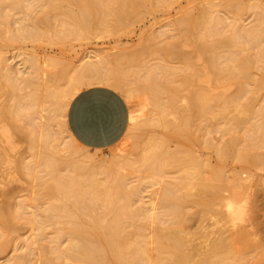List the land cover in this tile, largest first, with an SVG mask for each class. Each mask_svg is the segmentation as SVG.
Returning <instances> with one entry per match:
<instances>
[{"label": "bare ground", "instance_id": "1", "mask_svg": "<svg viewBox=\"0 0 264 264\" xmlns=\"http://www.w3.org/2000/svg\"><path fill=\"white\" fill-rule=\"evenodd\" d=\"M154 1L162 5H170L173 0H12L11 2L0 3V40L5 38L4 33H9L10 37H7V39L12 42L19 41L25 44L37 40L39 43L41 41H43L41 43H44L46 38L44 39L41 30L45 29L47 32H52V29L56 28L50 24L52 19L50 25L46 23L47 26H45V19L50 14H55L57 17L59 15H61L60 17L66 16L72 20L73 27L67 29L65 25L68 26V22L65 21L67 24L64 25V28L66 27L67 30L62 31L61 29L60 32L57 29L54 30V32L60 33L56 37L59 38H57L58 41L61 40L62 45H70L72 40H79L83 36L85 37L86 34H91L89 30L94 31L92 29H96L97 23L106 25L108 28L110 25L109 31L112 30V32H109V34H114L113 31L120 32V29L125 28L126 24L141 19L146 14L145 10H148L147 13L152 10ZM218 3H208L206 1L207 7L204 6L196 17L186 13L173 26L178 30V33H182L179 34L181 36L177 34L168 45L163 46L161 49L156 46L159 50L154 49L157 50L158 55L159 53L161 55L165 53L169 58L176 56L177 59L185 62L186 69L183 72L185 75L180 72L183 71V68L178 70L167 67L164 63L163 66L157 64L153 69L148 68V72L145 73L144 68L143 74L139 72L142 70L140 68L137 72L144 75V77L142 76L145 78L142 80L144 84L142 87L140 85V87L136 86L137 89L135 90L130 86L135 81L132 82L129 79V82L127 79V76L130 78L131 74L132 77L133 75L136 77L138 82L141 78L140 74L136 76L137 72L133 70L131 61L133 56L126 59L124 55L120 59L121 61L117 62L119 67L121 63L124 64L125 62H122V60L126 59L127 62L125 63L127 65L124 66L129 65L126 72L123 68L122 74L121 67H115V69H119L118 72H112V69H108V64L110 65L112 61H99L98 56H101L102 53L95 57L99 58L98 62H93L92 60H95V58L90 56L80 59L79 64L69 73L66 72L67 70L63 71L62 66L54 69L60 68V70L62 69L61 72H55L53 70L54 59L52 61L50 57L43 58L22 52L18 55V57H21L20 64L15 68L8 58L0 56V72L7 82L5 88H3L5 90L2 89V91H8L10 96L9 100L8 98L5 99V102L6 100L9 101L8 105L5 107L3 105L4 108L1 107L0 119H3L6 123L3 122L5 125L0 123L3 125H0V136L6 142L7 145L5 146L11 148L9 152L11 153L14 142L12 138L15 137H12V135L16 132V134L19 133V135L25 137V125L29 123L31 125L32 123L31 127H33L34 132L32 135L29 134V137L33 139L34 143L36 141L42 149L38 153L39 155L37 154V161H35L37 165L32 164L31 166L29 162H25L22 158L10 161L8 154L4 151L5 157H8L5 159L6 162L11 163L12 166L14 165L17 175L23 174L28 178L31 176L34 178L32 181H35L39 189L37 191L38 198L35 200L40 201L43 198H48L47 205L44 203L46 207L43 204L44 208H41L42 210L37 206L29 205L30 203L28 204L27 201L28 206L26 208L30 209L29 212L33 216L29 224L70 225L73 234L65 247H57L53 252V255H56L55 257L47 258L48 262L52 263L55 258L63 260L61 264H64V262H68L67 264H209L211 262L230 264L238 260L236 256L230 254L231 248L228 243L231 237L229 231H233L235 226L229 229L227 225L228 222L230 225V222L232 224L236 221L232 203L238 198V200L241 197L243 199L248 188L247 184L245 185L244 178L237 174L232 175V177L227 176L221 166H210L203 159L194 157L184 150H176L173 153L171 151L169 154L166 152L168 148L163 149L162 143L164 142L159 141L161 139L157 141L150 140V138V141H147L149 145L146 149H144L145 143L141 147L137 145V149H144V154L141 156L139 150L140 155L138 156H141V158L131 160L130 157H124L123 154L122 156L116 155L118 158L115 155V157L110 158V154L108 156L104 154V157L99 150H91V154L87 152V154L77 158L75 155L78 152L71 149V142L75 144V139L72 135H69L70 142L66 143L68 137L64 136L67 131L65 129L67 121H65L64 112L70 105L68 101L75 97L74 93L78 92L77 95H79L81 90L100 86L112 89L121 96L124 95L122 97L128 100L133 97L136 91H141L144 95L142 100L146 104L145 106H150V109L152 108L151 113H155V115L152 114L155 117H148L150 123L147 122V124L149 123L150 126L154 124L153 126L157 125L170 130V137L175 138L173 140H179L183 137L191 139L193 124L199 121H208L212 116L214 119L215 110L213 108L218 107L220 111H217L219 113H216V117L224 123L223 132L225 135L223 136L232 132L247 130L244 137L240 135L234 138L233 136L229 140H225L226 142L221 148L218 147L222 160L235 158L243 164L252 167L260 165L262 167L261 163H264L262 159L264 157L251 152L254 147L258 145L260 147L264 144V110H256L255 106L253 107V94L252 96L249 94L251 92L248 87L249 82L256 78L254 76V69L256 68L261 69L263 72L260 79L264 85V5H258L259 9L263 8V10L256 16L255 22L251 26L245 27L240 22V24L238 23L237 18L234 22L228 19L224 20L220 16V8L225 5L223 6L220 0ZM235 5L233 6L231 3L228 6L230 8L231 6L236 7L239 16L244 6ZM31 7H35L36 10L39 9L38 11L41 10L40 13L44 14L39 16L40 18H36L34 24L38 25L37 28L33 26L30 16L25 14V9ZM13 9H23V13L16 18L15 15H11ZM34 9L32 10L34 11ZM3 10H6L5 15L9 19H4L2 16ZM33 13H31L32 16ZM225 21H228L227 24H225ZM12 23L16 26L15 33L12 29ZM69 23L71 24V22ZM165 33L164 30L159 32L161 35ZM55 41L54 43L57 44L58 42ZM154 42V38L150 39L149 46H155ZM186 42L191 43L199 59L203 62L200 67L184 52L183 47L187 44ZM149 50L152 51L153 49ZM253 50H256V52L254 51V53ZM117 57L120 58V56ZM86 59L88 61H84ZM49 64L53 68L49 67ZM55 65H58L57 62H55ZM159 69H164L162 71L167 78H169L168 76H179L177 74L181 73L184 76H182L184 82L181 83L183 86L179 87L178 85L176 87L166 81L161 82L162 77L157 76L159 72L156 73V71H160ZM48 70H52L58 75L52 73V71L50 74ZM62 80L65 81L64 85H59L58 82ZM260 83L257 84L260 85ZM235 86L238 88V92L227 95L226 91ZM39 89L46 91L45 100L42 103L39 101ZM164 93L166 94L163 95L165 97L162 96ZM246 96H248L246 103H243L241 99ZM253 98L255 99V97ZM182 103L184 105L186 103V107L183 108L184 105L180 106ZM144 111L142 113H145ZM258 116H260L262 122L257 120L255 123L254 120ZM130 118L133 123H137L138 119L133 118V115ZM170 118L173 120L170 121ZM132 120H129L131 124H133ZM142 120L147 121L146 118ZM54 123L57 127L53 126ZM135 123L134 125H136ZM37 126L38 128H36ZM19 135L17 134V136ZM244 142H246V148L236 151L237 146ZM37 144L35 143V145ZM74 146L77 147L76 144ZM69 149H71V152H69ZM168 150L170 151V149ZM77 151L80 150L77 148ZM64 152L66 157L69 156L68 158H65V156L62 158L63 160L57 158L60 153L64 154ZM12 154L14 155L13 152ZM0 156L1 163L4 159H2V155ZM3 165L5 166V164ZM33 166H36L35 169H33ZM174 168L176 173H179V178L176 177L178 181L175 179L177 182L168 181L159 198L155 197V194L146 197L142 195L143 185L149 187L160 185L167 176V169ZM205 168L208 169L205 170ZM123 171H126V174H123ZM139 171L146 174L147 177H143L141 183L134 182L135 184L132 185L131 181L133 179L130 181V176L132 173ZM127 172L130 175H127ZM156 177L161 180L155 179ZM0 186L2 189L6 188V185L1 184ZM2 189L1 194L3 196L7 195L8 193ZM192 190L197 192L193 204L197 207L195 214H198L200 219L198 224L199 236L202 238L200 246L204 248L207 246L203 252L202 249L200 250V259L195 263L192 260L193 255L183 251V247L184 245L187 246L188 241H184L186 242L184 244L180 230L161 228L160 235L154 238L147 229L150 222L153 224L157 222L156 217L158 215L156 211L159 209V204L164 212L162 218L176 221L179 225L182 224L187 215L183 209L187 208L186 203L191 197ZM225 192H230L231 195L225 197L223 196ZM243 201L247 204L246 199H243ZM21 209L25 212V204L21 206ZM222 209L224 212H222ZM186 211H189V209L187 208ZM15 216L18 215L9 206H0V239L5 236L7 231L15 229L17 225ZM209 217H214L216 220L213 224L206 226L204 223ZM130 226H134V229L129 230L128 227ZM84 227L90 230L88 231ZM68 231L70 230L68 229L66 232ZM36 244H38V241L33 239L32 245ZM25 245L27 244L24 242V249ZM32 245H27L28 254L25 255V252L18 253L8 259L6 264H33L31 254L33 251L30 248ZM151 245L155 246V255L151 253ZM2 246L3 244L0 243V249ZM193 250L185 251L193 252ZM197 250L199 252V249Z\"/></svg>", "mask_w": 264, "mask_h": 264}, {"label": "rangeland", "instance_id": "2", "mask_svg": "<svg viewBox=\"0 0 264 264\" xmlns=\"http://www.w3.org/2000/svg\"><path fill=\"white\" fill-rule=\"evenodd\" d=\"M11 1L12 0H0V3H7V2H11ZM206 1L208 3L214 2L215 4H219L218 3L219 0H173L170 5H162V4H159L157 1H154L153 2V9L149 10V12L151 11V13H149V12L147 13L148 10H145L146 14L141 19L134 21V22H130V23H128V25L126 24L124 26L125 28L122 27L123 29L121 28L120 29L121 31L119 30L120 32L113 31L114 34L113 33L109 34V32L110 33L112 32V30L109 31L110 25L108 28V26H106V25H102L101 23H97L96 29L95 28L92 29L94 31L89 30V32H91V34L88 33V34H86L85 37L83 36L79 40H75V41L72 40V42H70L71 43L70 45L69 44L68 45H66V44L62 45L60 42L61 40L58 41L59 38L56 37V35L58 36L60 34L59 32L61 31V29H62V31H64L66 29V27H67V29L73 27L72 26V20L66 16L60 17L61 15H59L57 17L55 14H50V15H48L50 18L47 17V19H45L46 20L44 22L45 26H47L46 23L49 24L51 22V19H52V22L50 24L52 27H56V28L52 29V32H47V31H45V29L44 30L40 29L42 31L41 33L44 36V39L46 38L44 43H41L43 41H41L39 43V41H37V40L31 41V42H26L25 44H22L19 41H13L12 42L9 39H7V37H10V34L4 33L5 38L0 40V53H1L0 56L8 58L9 62L15 68H17L20 64L21 57H18V55L22 52H26L27 54L38 55V56H41L43 58L44 57H50L52 61L54 59V61L57 62V64L60 66L55 65V62L53 61L54 68L51 67L52 63L49 64V67L53 68V70H54L55 67H61L62 66L61 68L63 69V71L67 70L66 72L69 73L73 70V68L75 66H77L79 64L80 59L85 58V56H90L91 58H95L96 56H98L99 54L102 53L101 56L100 55L98 56L100 58V60L97 57L98 59L95 58V60H92V61L93 62H98V60L99 61L106 60L108 62L112 61L110 63V65L113 64L112 66H110L108 64V69L109 70L112 69V72H118L119 69L117 70V68H119V67H121V69H122V70L120 69L121 74L124 71V69H125L124 72H126L129 69V67H128L129 65L124 66V65H127L125 63V62H127L126 59L127 58L129 59V57L133 56V57H131V61H132V66L134 68L133 70H136L135 72H137L141 68L142 72L141 71H139V72L141 74H143L144 68L146 70V71H144V73H145V72H148L147 71L148 68L153 69V68H155V66H157V64H160V66L161 65L163 66L165 64V66H167V67L169 66L171 68H176L178 70L183 68V71H180L181 73H183L184 69H186L185 68L186 67L185 62H183L182 60L180 61V59H177L176 56L169 58V57H167V55H165V53H164V55L166 57L164 55H161L160 53H159V55H160L159 56L157 54L158 52L156 53V51L161 49L163 46L168 45V43L172 42L174 40V37L177 36V34L178 35L182 34L180 32L178 33V30H176V28L173 27L174 24H177V22L180 19H182V17L186 13L190 14L193 17H196L197 14L204 8V6H205V8L207 7L208 4H206ZM224 1L225 0H220L221 4L223 3V6L225 5L224 7L220 8V16L224 20L228 19L229 21H233V22L237 18L238 23L240 22L245 27L251 26V24L253 22H255L256 16H258L259 13H261V10H263V8L259 9L258 5H264V0H228L227 2H224ZM201 3H202V5H201ZM231 3L233 4V6H236L235 4L241 5L242 7L244 6L243 10L239 16L237 15V13L239 14V12H238V10L235 9L236 7L233 8L231 6L232 9L229 7L231 5ZM253 7H255V8H253ZM256 7H257V9H256ZM31 8L34 9L35 7H31ZM31 8L25 9L26 10L25 14L26 15L28 14L30 16L31 21L34 24L36 18L38 19V18H40L39 16H43L44 14L40 13L42 11L41 10L38 11L39 9L36 10V8H35L33 11ZM250 8H252V9H250ZM5 12H6V10L2 11V16L4 17V19H6V18L9 19V17H7V15H5ZM30 12L31 13L35 12V13H33V16H32V14ZM22 13H23V9H13L11 12V15L13 14L16 16V18H18L21 16ZM48 19H49V21H48ZM68 20H70V21H68ZM65 21L68 22L69 27L67 25H65V24H67V23H65ZM69 22H71V24ZM225 22H226L225 24H227L228 21H225ZM61 23H63V24L61 25ZM13 24L14 23H12V25ZM64 25L66 26L65 28H64ZM97 25H99L100 28ZM33 26L36 28L38 27L37 24H34ZM226 27L228 28V26H226ZM12 29H13V32L15 33L16 31H14V30L16 29V26L13 25ZM56 29H57V31H59V30L60 31L58 33L54 32V30L56 31ZM101 29L104 31H102ZM105 30H107L106 33H105ZM163 30L166 33L163 35L159 34V32L163 31ZM43 31H44V33H43ZM179 36H181V35H179ZM152 38L155 39V42H154L156 44L155 46H149V44H148L149 40ZM51 39H52V41H51ZM54 41L58 42V43L60 42V44L57 43L58 44L57 45L56 43H54ZM52 43H54V44L52 45ZM186 43L187 44H185V47H183L184 52L188 56H190L191 60L197 66L200 67L201 65H203V62L199 59V57H198L197 53L195 52V50L193 49L191 43L190 42H186ZM145 47H146V49H145ZM148 48L153 49V50L151 51ZM156 48H157V50H154ZM141 49H143L144 51ZM256 50H253V52L254 51L256 52ZM98 51H100V52L97 53ZM135 51H136V53H135ZM149 53H150V55H149ZM134 54H136V55H134ZM142 55H145L146 57H148V59L145 60L146 57L142 56ZM117 56H120V58ZM123 56H124V58L126 57V59L122 60V62H124V61L125 62H124V64L121 63V65H119V67H118L117 62H120L121 61L120 59ZM115 57H117V58H115ZM118 59H119V61H118ZM84 61H88V59H86ZM114 61H116V62H114ZM134 61H136V62H134ZM132 66H131V68H132ZM111 67H114V68H111ZM115 67H117V68L115 69ZM127 67H128V69H127ZM48 69H50V68H48ZM61 70H60V68H57V70H54V71L55 72L56 71L61 72ZM159 70L160 71H156V73L159 72L157 74V76L162 77V79L160 80L161 82L166 81V82L170 83L172 86H176V87H178V85H179V87L183 86V84H181V83L184 82L183 81V77H184L183 75H185V73H183V75L181 73L177 74L179 76L175 75L176 77L175 76H172V77L168 76L169 78H167V77H165L166 75L164 76V73L162 71L164 69H159ZM260 70L261 69H258V68L254 69V76H256V78L249 82V87H248V89L251 92L249 94L251 96L253 94V97H255V99L252 97V99H253L252 105H253V107L255 106L254 108L256 110H264V85L262 83L263 81H261V79H260L261 75H263V72H262V70L261 71ZM51 71L52 70H48V72H50V74H51ZM139 72H137L138 75L136 74V76H139V74H140ZM52 73H54V72L52 71ZM54 74H57V73H54ZM117 74H119V73H117ZM141 74H140L141 78L139 79V82L136 81V77L134 75L132 77V74H131L130 78H129V76H127L128 80L131 79L132 82L135 81L134 82L135 85L132 82L131 83L133 85H130L132 88H134V90L137 89L136 86L140 85L142 87V85L144 84L142 82V80L145 78H143L144 75H141ZM4 78L0 72V80H1L0 81V85H1L0 86V88H1L0 89V111H1V107H3V105H4V107L8 105V103H9L8 100L10 97L8 95V91L7 92L2 91V89L5 88V85L7 84V82L5 81ZM164 78H166V79H164ZM259 80L261 83L258 82ZM64 82L65 81L62 80V81L58 82V84L64 85ZM129 82H130V80H129ZM136 82L138 85L136 84ZM257 83H260V85ZM33 89H35V88H33ZM125 89H126V87H125ZM3 90H5V89H3ZM84 90H87V88ZM81 91H79V94L81 93ZM4 92H5V94H4ZM226 92H227L226 93L227 95L228 94L232 95V94H235L238 92V88L235 86L234 88L233 87L229 88V90H227ZM77 93H74L75 97H76ZM45 94H46V91L41 90V89L38 90L39 101L41 103H42V101L45 100V98H44ZM163 95H166V94L164 93V94H162V96ZM122 96L124 97V95H122ZM248 96L243 97L241 99V101H243V103L244 102L246 103ZM3 97H5V98H3ZM163 97H165V96H163ZM7 98H8V100H6V102H5V99H7ZM74 98L72 100H69L68 103L71 104V102L74 100ZM143 98H144V95L142 94V92L136 91L135 94L133 95V97L129 98L128 100L124 99L126 101L128 107H129V112H130L129 117H132V115H133V118H136V120L138 119L137 120L138 124L134 122L136 124V125H134L133 120L130 118L129 120L130 121L132 120L133 124H131V122L129 121L128 130H127L125 136L122 138V140L117 145L110 147V148H106L104 150L103 149H96V148H87V147L79 144L76 141V139L73 137L75 139V144L77 145V147L75 148V146H74L75 144H73L71 142L72 145L71 144L70 145L72 146V148L71 147L70 148L73 149L72 151L76 150V152H78L77 155H75V157L80 158L82 155L87 154V152H88V154H91L92 153L91 150H99L100 154L103 156H104V154L106 156H108L110 154L109 155L110 158H113L114 155L115 156L116 155L122 156V154H123L124 157H127V156H128L127 158L130 157L131 160H136V158L138 160L144 154V149H146V147L149 145L148 142L150 140H157L158 141V139H161L159 141H162L164 143H166V142L168 143V144L166 143L164 145V143L161 142L164 150L167 148L170 149V151L167 149L166 152H168V153L171 151H172L171 153H173V151L175 152L176 150H184V151H187L190 154H192L194 157H199V158L203 159L210 166H213V167L221 166L227 176L232 177V175H234V176L236 174L239 175L240 177L245 179V181H244L245 185L247 184V186H248L246 193L244 195V198H243V199L247 200V204L244 203L245 200L243 201L242 197L240 200H238L239 198L237 199L235 197L238 201L235 200L232 203L233 207H234L236 221L233 222L234 225H233V223L231 224V222L229 225V222H228L227 228L231 229V227L235 226V229L233 231L232 230L229 231V234L231 235V237L228 240L229 241L228 243L230 244L229 247L231 248L230 254L236 256L238 260L235 262H232L230 264H264V163L263 162L261 163L262 167H260V165L252 167L250 165L243 164L242 162H240L239 160H237L235 158H229L226 160H222V157L220 156V153L218 152V149L221 148L223 146V144L227 140H229V138H231L233 136H234V138L239 137L240 135L242 137H244L246 135L247 130L244 129L240 132H232L230 134H227L226 136H223V135H225L223 132L224 123L221 122L222 120H219V118L216 117V113H219L217 111H220V109L218 110V107L215 106L213 109L215 110L214 115L216 118L214 117V119H213V116L211 115L212 117L209 118L208 121H202V122L199 121V122L194 123L192 128H191V134H192L191 139H187L186 137H183V138H180L179 140L178 139L173 140L175 138L170 137V135H169L171 132L170 130H168L164 127H161V126H157V125L153 126L154 124L152 126L149 125L150 122L148 121L149 120L148 117L151 118L150 116L155 115V113L153 111L152 112L154 114L151 113L152 108L150 109V106H147V107L145 106L146 104L143 102V100H142ZM254 100H255V102H254ZM181 102H183V100H181ZM183 103L180 106H183L184 105ZM184 107H186V103L183 106V108ZM68 109H69V107H67L66 111L64 112L65 121H67ZM142 111H144L146 114L142 113ZM146 111H148V112H146ZM143 114H145V115H143ZM134 116H137V117H134ZM145 116H147V117H145ZM153 117H155V116H153ZM144 118H146L147 121L142 120ZM257 118H256V120H254L255 123L257 122V120H258V122H262V119L260 118V116H258ZM170 119H171L170 121L173 120L172 118H170ZM134 121H135V119H134ZM143 121H144V123H142ZM263 121H264V119H263ZM3 122H5V121L3 119H0V123L2 124ZM25 122L27 123L26 120H25ZM147 122H149V123L147 124ZM5 123H3V125H5ZM3 125H1V126H3ZM28 125H30V123L25 125V130H26L25 137H22V135H19V133H17L19 135V136H17L16 132L12 135V137L15 136L14 138H12V139H14V142L12 140V142H13V151L12 152L14 153V155L12 154L13 156L11 155L12 152L9 153L11 148L9 149V147L7 148L5 146L7 144L3 140V137L0 136V138H1L0 142L2 140V142L0 143V155H2V159H4L1 161V163L2 162L3 163L2 164L0 163V176H1L0 177V185L1 184L6 185L5 186L6 188L4 186H2L5 189H2L0 186V206H9L13 210V212H15V214L18 215V216H15V221L17 222L15 229L7 231L5 233V236H3L0 239L1 245L3 244L2 248L0 249V264H6V261L8 259L12 258L13 256H15L18 253L25 252V255L28 254L27 245L28 244L32 245L33 239L34 240L36 239L38 241V244L32 245V247H30V248H32V251H33V253H31L33 256L32 257L33 258V261H32L33 264H61V263H63V260H59V259L57 260L55 258L54 261L52 263H50V262H48L47 258L55 257L56 255H53L54 254L53 252H55L57 247H61V248L65 247L67 244V241L70 240V237L72 238L73 234L71 232L72 230L70 228V225H68V226H66V225L55 226L54 225L53 226L50 223H46V224L36 223L35 225H31V223L29 224V221L32 219L33 216L29 212L30 209L26 208L28 206L27 201H28V204L30 203L29 205H33V207L37 206V208L39 207L41 209V208H44V205L46 204V202H48V198L42 197L43 200H40V201L37 200L36 201L35 199L38 198V192L37 191L39 189H38V186H36L35 181H32V179H34V178H32V176L28 178L23 174L17 175L16 171L14 170L15 169L14 165L12 166L11 163H7L5 160L8 157H9L10 161L15 160L17 158H22L23 160H25V162H29L30 166L32 164L37 165L36 164L37 162H35V161H37V154L39 152H41L42 149L39 147V145L35 141L36 139L34 141L37 145H35V143L32 141L33 139H30L29 134L32 135V133L34 132L33 127H31V125H33V124L31 123L30 126H28ZM54 125L56 126L55 123L53 124V126ZM36 128H38V126ZM65 129L67 131L64 134V136L68 137V138H66V141H68L66 143H69L70 142L69 141V135H72V134L69 131L67 124H66ZM153 138H155V139H153ZM144 143H145V145H144ZM245 144H246V142L237 146L236 151H241L244 148H246ZM137 145L140 147L144 145V149L141 148V149H143L142 151H141V149H137ZM77 148L80 151H77ZM71 149H69L70 151L69 150L68 151L71 152ZM171 149H173V150H171ZM4 151H6V153L8 154L7 158L5 157ZM138 151L141 154V156H138V155H140L138 153ZM99 152H96V153H99ZM67 153H66V155H67ZM93 153H94V151H93ZM125 153H126V155H125ZM251 153L252 154H259L260 157H264V144L260 147H259V145L254 147L252 149ZM78 154H80V155H78ZM118 154H120V155H118ZM34 155L36 156V158ZM135 155L138 157H136ZM64 156H65V152H64V154L60 153L59 156H57V158H60V160H63L62 158H64ZM68 157L69 156H67V157L65 156V158H68ZM0 158H1V156H0ZM107 159H109V158H107ZM262 159L264 160V158H262ZM34 162H35V164H34ZM3 164H5V166ZM92 164L94 165V163H92ZM12 167H14V168H12ZM35 167L33 169H35ZM207 169L208 168H205V170H207ZM167 170H168L167 176L165 179H163V181L160 185H156L154 187H149L148 185L142 186V191H143L142 195L144 197L150 196L151 194H155L156 195L155 197L159 198L160 194L162 193L163 189L165 188V185H167V182L168 181L174 182L175 180H177V178H179L178 177L179 173L178 172L176 173L175 168L174 169H167ZM125 172L123 174H126ZM128 174L130 175L129 172H127V175ZM39 175H40V173H39ZM2 176H3V179H2ZM131 176H130V181H131V179H133V181H131V182H132V185H134L135 184L134 182H136L137 184L141 183L142 178L145 177L146 174L139 171V172H134V174L132 173ZM155 179L161 180L160 178H157V177ZM177 181H175V182H177ZM1 189L3 191L5 190L6 193H8V194L3 196L1 194ZM196 193H197L196 190L191 191V197L187 200V203H186V206L189 209V211H186L187 208L183 209L184 212L187 213V215L185 216L184 222L182 224L179 225L178 222L176 223V221H170L168 218H162V217H164V215H163L164 212H163L162 206L159 204V201H158L159 209L156 211V214L158 215L156 217L157 222L155 224L150 222L147 226L148 231L151 233V236L154 238H157V236L160 235V229L161 228H173V229L180 230L181 231L180 234L182 235L183 242L188 241L187 246L185 247V245H184L183 251L187 252L189 255L190 254L193 255L192 256L193 259H192V257H191V259L194 261V263L198 262V260L200 259V255H201L200 250L202 249L201 251L203 252L207 247L206 246L204 248V247L200 246L201 245L200 242H202V238H201V236H199V230H198V224L200 222L199 221L200 219H199L198 214H195L197 207L193 204V201L195 200ZM229 195H231L230 192H225V194L223 193V196H225V197L226 196L228 197ZM145 200H146V198H145ZM24 204H25V209H26L25 212H24V210L21 211L22 210L21 206H24ZM46 205H45V207H46ZM188 212H189V214H188ZM222 212H224L223 209H222ZM158 220H161V221L159 222ZM215 220L216 219L214 217H209L206 219L204 225L209 226V225L213 224ZM16 228H17V230H16ZM68 229L70 231L66 232ZM84 229H87L88 231L90 230L86 227H84ZM128 229L133 230L134 226H130V227H128ZM152 240H154V239H152ZM24 242H25V244H27V245H25V249L23 248ZM185 243L186 242H184V244ZM198 246H200V247H198ZM150 248H151L152 255H155L156 254L155 246L151 245ZM184 249L185 250H191V251L193 249H195V250H193V252H190V251H185ZM197 249H199V252ZM221 255H224V254H221ZM192 260H191V262H192ZM67 263L64 262V264H67ZM209 264H216V263L211 262ZM223 264H229V263L224 262Z\"/></svg>", "mask_w": 264, "mask_h": 264}, {"label": "crops", "instance_id": "3", "mask_svg": "<svg viewBox=\"0 0 264 264\" xmlns=\"http://www.w3.org/2000/svg\"><path fill=\"white\" fill-rule=\"evenodd\" d=\"M129 107L116 91L93 87L82 91L71 102L68 129L87 148L106 149L117 145L129 127Z\"/></svg>", "mask_w": 264, "mask_h": 264}]
</instances>
